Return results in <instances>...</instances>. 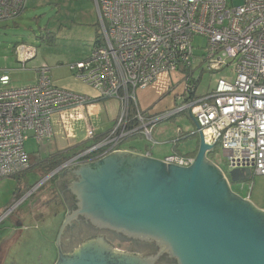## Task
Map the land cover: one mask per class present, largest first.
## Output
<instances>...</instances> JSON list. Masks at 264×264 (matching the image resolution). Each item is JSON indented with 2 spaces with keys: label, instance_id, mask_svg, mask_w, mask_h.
Here are the masks:
<instances>
[{
  "label": "built area",
  "instance_id": "2783aa9c",
  "mask_svg": "<svg viewBox=\"0 0 264 264\" xmlns=\"http://www.w3.org/2000/svg\"><path fill=\"white\" fill-rule=\"evenodd\" d=\"M94 1L99 37L88 56L68 68L97 91L96 99H116L119 114L95 144L69 157L44 180L114 152L128 137L142 134L150 140L157 123L184 111L195 118L204 141L214 142L210 152L221 147L229 172L249 168L251 174L264 175V0ZM25 7L26 0H0V21L19 16ZM197 36L205 39L200 56L194 54ZM15 50L23 65L35 56L30 45L19 44ZM227 66L234 68L233 81L219 78L210 92L196 95L203 71ZM172 72L183 76L182 104L160 114L140 109L137 89ZM96 99L55 85L47 64L37 67L35 82L25 86H12L10 76L0 73V179L30 168L24 147L28 131L37 144L49 141L55 112L83 109ZM182 134L178 129L177 135ZM86 135L94 138L93 128L87 127ZM193 159L172 153L163 160L187 167ZM220 170L230 184L229 175Z\"/></svg>",
  "mask_w": 264,
  "mask_h": 264
},
{
  "label": "water",
  "instance_id": "95a60500",
  "mask_svg": "<svg viewBox=\"0 0 264 264\" xmlns=\"http://www.w3.org/2000/svg\"><path fill=\"white\" fill-rule=\"evenodd\" d=\"M191 119L199 140L187 167L114 151L60 172L73 176L65 189L77 207L64 214L54 264H148L138 256H121L103 238L65 252L61 236L79 215L128 237L155 240L177 264H264V210L231 189L207 156L214 142L207 144ZM250 176L249 168L229 172L230 183Z\"/></svg>",
  "mask_w": 264,
  "mask_h": 264
},
{
  "label": "rangeland",
  "instance_id": "374dc122",
  "mask_svg": "<svg viewBox=\"0 0 264 264\" xmlns=\"http://www.w3.org/2000/svg\"><path fill=\"white\" fill-rule=\"evenodd\" d=\"M99 29L94 0H26V7L19 16L0 21V73L10 74L12 86L29 85L24 84L25 78L33 68L43 64L51 66L56 63L66 67L77 58L86 56L99 37ZM19 44H27L35 48V58L29 60L24 68L16 60L14 54V48ZM204 44V38L199 36L194 38L195 55L202 54ZM193 76L198 77L199 72L195 71ZM234 77L232 66L213 73L203 71L196 83V95L210 92L219 78L231 82ZM180 91L181 87H177L176 92L180 93ZM159 98L162 100L158 104L160 110L166 106L182 104L181 99L175 97L174 93H166ZM101 105H103L102 102ZM149 108L153 110V107ZM160 123L164 125L170 143L178 146L179 152L192 154L196 152L199 134L188 111L177 113ZM178 129L183 131L181 136L177 135ZM28 136L24 147L26 152L33 156L30 158L32 165L23 174L0 179V208L2 207L0 209V245L3 244L6 250H10L5 257L7 261H1L5 253L0 252V264H5V262L7 264H54L57 260L56 235L64 216L60 210L53 207L54 212L49 211L45 216L42 228L46 238L41 243V252L44 250L41 258L37 256V251L31 250L32 243L34 245L32 239L21 243V240L19 241L20 231L13 234L12 229H9L13 219L20 212L19 208L27 207L30 200L16 206L14 203L20 201L31 188L37 185L33 192L34 196L47 189L46 198L49 197V179L44 180L47 174L44 173L42 165L37 164L39 160L45 158L39 153L42 147L40 143L35 142L30 131H28ZM154 139L152 132L150 140L144 135L136 134L122 140L118 147L130 148L146 143L152 145ZM209 158L229 175L228 161L219 145L214 147ZM230 187L240 197L244 199L248 197L255 207L264 210V175L252 173L246 180L230 183ZM23 193L25 194L22 196ZM9 207L19 208L6 214ZM114 244L119 249L128 248L126 243L115 242Z\"/></svg>",
  "mask_w": 264,
  "mask_h": 264
},
{
  "label": "crops",
  "instance_id": "0c3cea01",
  "mask_svg": "<svg viewBox=\"0 0 264 264\" xmlns=\"http://www.w3.org/2000/svg\"><path fill=\"white\" fill-rule=\"evenodd\" d=\"M27 45V44H25ZM14 48V54L16 60L20 62L18 55L16 53V47ZM31 46V45H30ZM89 52L86 54L88 56ZM84 57L77 58V60L83 59ZM35 58V57H33ZM32 58V59H33ZM31 60V59H29ZM27 60L24 62H20L23 68L26 66V63L29 61ZM75 61V60H74ZM68 65V64H67ZM50 67V76L53 83L59 87L66 88L78 93L86 94L93 99L97 98V91L90 87L89 85L83 83V81L77 79L72 72L69 70L68 66H63L62 64L56 63L55 65H51ZM33 68L30 73L26 76V80L24 84H32L35 82V69ZM7 73L9 76L10 74ZM11 84H12V78ZM177 87H181L180 93L176 92ZM183 89H184V82L183 76L180 73H162L158 76V78L147 85L144 88L137 89L136 91V99L140 109L142 110H149V107H153V110H149L152 114H160L164 111H169L178 105H170L164 107L162 110L158 108V104L162 101L159 98L161 95L166 93H174L175 97L177 96L178 99H183ZM101 102L103 105H101ZM101 106L103 110L101 111ZM119 114V103L114 98L108 99H96L92 103L87 104L83 109L79 108H66L62 109L58 112H55L51 117V124L53 129L52 137L49 141H45L40 143L41 149H39V153L43 155L45 158L54 153H60L64 155H68L72 157L74 155L83 153L84 151L88 150L93 144H95L100 137L107 133L116 117ZM87 127L93 128L95 132L94 138H88L86 135ZM152 134H154V144L146 143L145 145H139L137 147L131 146L129 147H116L115 151H129L136 154L142 155H149L150 157L156 159H164L167 155L172 153H179L184 155H192V153H181L179 152L178 146L171 144L169 141V137H167V133L165 131L164 125L160 122L157 123L153 129ZM142 135V134H139ZM167 143L170 145H167ZM39 147V146H38ZM194 154V153H193ZM193 156V155H192ZM33 156H30L32 158ZM44 158V159H45ZM39 160L37 163H39ZM32 165V163H31ZM25 172V171H24ZM23 172V173H24ZM62 172V171H61ZM21 173V174H23ZM54 176H58L54 174ZM52 177V176H51ZM50 177V178H51ZM49 178V182H50ZM37 185L31 188L26 194L23 193L22 196L25 194L24 197L21 198L20 201L14 203L16 206L19 203L29 201V205L27 207H15V209H20L19 214L13 219L12 225L9 229H12V233L15 234L20 231L19 234V241L21 243L28 242L30 239L34 242L32 243L31 250L37 251V256L41 258L44 250L41 252V243L45 241L46 235L43 231L44 227V220L46 214L50 212H54V208L47 205V198H46V191H42L37 193L34 196L33 192L36 189ZM48 192H52L51 186L49 183ZM33 199H30L32 198ZM2 208V207H1ZM0 208V209H1ZM62 212V209L60 210ZM58 235V233H57ZM56 235V237H57ZM0 252L5 253L2 256L1 261H7L5 259L6 255L10 253V250H6L3 247V244L0 245ZM57 250V249H56ZM2 253V254H3ZM40 255V256H39Z\"/></svg>",
  "mask_w": 264,
  "mask_h": 264
},
{
  "label": "flooded vegetation",
  "instance_id": "af4514ba",
  "mask_svg": "<svg viewBox=\"0 0 264 264\" xmlns=\"http://www.w3.org/2000/svg\"><path fill=\"white\" fill-rule=\"evenodd\" d=\"M73 180V176L69 173H58V176L50 178L51 191L46 202L50 207L62 209V213L74 209L76 206L75 196L65 189V185ZM64 216L62 218V221ZM103 238V240L112 248V250L122 255L128 254L138 256L148 264H177L174 257L163 250V246L159 245L155 240L128 237L121 232H116L105 228L104 224L91 220L88 217L79 215L68 225L61 236V246L65 252H70L78 247L81 243L90 240ZM126 243L128 248L122 249L114 243ZM116 245V247H115ZM1 250V248H0Z\"/></svg>",
  "mask_w": 264,
  "mask_h": 264
},
{
  "label": "trees",
  "instance_id": "16d2710c",
  "mask_svg": "<svg viewBox=\"0 0 264 264\" xmlns=\"http://www.w3.org/2000/svg\"><path fill=\"white\" fill-rule=\"evenodd\" d=\"M210 153L211 152H209L207 154L208 157H209ZM192 155L195 156V153ZM68 158H69L68 155H64V154H60V153H54V154L48 155L43 161H40L39 164L42 165L44 173L48 174V173L52 172L60 164H62L64 161H66Z\"/></svg>",
  "mask_w": 264,
  "mask_h": 264
}]
</instances>
